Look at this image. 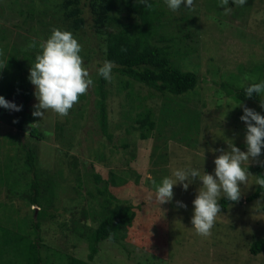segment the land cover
<instances>
[{"label":"rangeland","instance_id":"1","mask_svg":"<svg viewBox=\"0 0 264 264\" xmlns=\"http://www.w3.org/2000/svg\"><path fill=\"white\" fill-rule=\"evenodd\" d=\"M11 1L1 0L0 41H10L15 48L12 53L29 59L30 73L36 55L41 51L40 42L46 40L54 28L64 30L63 24L54 11L50 16L42 15L43 12L40 16H28L26 4L30 0H20L21 4H12ZM49 1L37 0L42 8ZM220 1L194 0L190 8L182 5L179 10H171L177 18L191 15L187 22L179 21L180 28H176L177 20L174 19L169 26L176 34L175 50L179 51L173 55L175 64L194 72L198 83L195 89L181 95L162 94L134 83V89L146 97L144 104L154 110L158 120L149 140L141 139L139 132L127 134V124L115 128L122 117L121 103L125 101L117 94V80L111 81H114L110 95L111 130L116 129L115 143L121 146L127 142V148L102 142L107 139L96 117L93 87L97 70L105 61L106 44L95 31L90 10L85 7L86 25L72 33L82 45L80 54L84 66L94 80L86 91L90 97L76 102L73 105L75 110L70 109L66 116L49 109L41 119L32 115L33 106L38 103L34 95L24 122V139L37 150V167L44 171L41 179L47 180L49 175L56 189V209L50 211L59 214L57 221L67 219L69 225L71 223L66 230L50 217L41 224L42 242L48 246L43 254L46 249L49 251L52 264H69L65 253L87 259L90 252L87 242L73 232L72 213L68 210L72 209L75 215L79 212L77 206H82L85 198L90 199L88 192L92 184L87 180V171L100 173L104 179L114 171L118 184L111 185L110 190L122 203L133 204L137 212V219L126 231V237L100 242V250L92 261L94 264H264V252L253 254L249 250L254 239L264 236V196L249 202L246 200L259 185L260 178L254 172L249 170L247 183L241 184L242 201L231 203L226 211L218 213L210 234L206 236L197 234L191 224L192 202L202 186L199 179L190 184L187 191L182 185H175L173 199L169 202L160 204L155 199L156 184L170 176L173 169L191 165L202 175L204 172L214 174V160L221 150H230L229 144L247 150L246 124L240 120L243 114L242 107L238 106L240 102L264 115L259 101H237L228 95L232 91L228 89L230 87L234 94L243 84L264 80V0H257L250 9ZM32 41L37 45L34 48L28 46ZM3 63L0 53V78L4 72ZM123 91L127 94L129 90ZM85 102L88 105L84 113L79 110V104ZM169 108L175 111L173 116H164ZM14 112L0 108L1 114L8 113L4 114L5 117L0 115V221L6 226L12 223L9 218L13 219V216L9 211L4 217L5 212L1 209L9 208L8 205L13 209L11 200L16 197L9 199L8 203L3 199L8 190L4 160L15 154L13 145L19 133L11 116ZM58 123L64 124L61 132L57 129ZM31 127H36L44 136L39 140L33 137ZM259 165L264 167V149L245 166ZM16 188L23 191L24 183ZM178 201L187 207H180ZM15 202L16 207L20 202L22 212L29 211L27 202L17 198ZM158 217H164L166 229L160 228L162 221ZM160 232L163 235L159 236ZM163 239H166L165 243H162ZM8 256L11 257L8 253L5 258Z\"/></svg>","mask_w":264,"mask_h":264},{"label":"trees","instance_id":"2","mask_svg":"<svg viewBox=\"0 0 264 264\" xmlns=\"http://www.w3.org/2000/svg\"><path fill=\"white\" fill-rule=\"evenodd\" d=\"M225 1L229 5L235 4L234 6H236L237 4L234 3V0ZM256 1L246 0V3L243 6L240 5V8L250 9ZM27 2L28 16H40L41 12L44 16H50L52 15L51 11H54L55 15L57 14V19L63 24L64 30H69L74 34L84 29L87 21L85 7L88 6L95 31L105 39V60L114 62L112 79L105 80L97 73L98 77L93 87L96 95L94 100L96 117L100 130L107 139V141H102L104 144L116 148L129 146L127 142L121 143V146L115 143L117 136L115 128H120L121 125L127 124L125 126L127 134L139 132L140 138L144 140H149L152 132L158 126L154 110L144 104L146 97L141 96L140 92L134 89V83L146 85L148 88H152V91L157 90L162 94L174 95H181L193 90L198 83V77L194 72L185 71L175 64L173 55L178 54L179 51L175 50L176 34L169 26L173 24L174 19L175 22L177 20L176 28L178 26L180 28L179 21L187 22L191 15L175 17L163 0H150L151 7L140 4L139 0H50L43 8L37 0ZM11 3L21 4L20 0H12ZM0 9H2L1 0ZM13 49L15 48L10 41L6 43L0 41V53L4 62V72L0 78V95L4 96L6 100L9 99L23 106L22 110L16 111L12 115L9 114L15 119L19 133L16 135L17 139L13 145L15 154L13 157L6 156L4 160L8 190L3 199L8 203L9 199L16 196L15 198L19 201L27 202L30 209L22 212L21 206H19L20 202L16 207L15 198L11 200L14 203L13 209H10V205H8L9 208L1 209L5 212L3 213L4 217L11 211L13 219L9 218L12 223H8V226L0 221V264H52L49 251L46 249V254H43L48 246L43 244L40 230L44 219L48 217L54 218V221L59 219V214L52 211L53 208L56 209V189L53 180L49 179V175L46 176L48 181L41 179L44 171L37 167V150L24 139V130L26 129L24 122L35 90L28 78L30 74L27 66L30 65L29 59H23L19 53H12ZM115 79L117 80V94L122 95L125 102L120 106L122 117L116 127L111 130L110 95L114 82L111 83V81ZM259 81L261 79L243 84L242 87L234 91V94H232L234 89L230 87L228 89L232 91L228 95H232L237 101L255 100L261 102L260 96L254 93L252 97H247L244 91L248 85ZM127 89L129 91L126 94L123 90ZM89 97L90 93L86 92L79 97L78 101L88 100ZM86 105L88 102L80 103L79 110L85 113ZM0 108L4 107L0 106ZM71 110H75V108L72 107ZM173 112L175 111L169 108L165 111L164 116H173ZM4 114L0 113L2 117H5ZM129 121H133V123L128 124ZM57 129L61 132L64 129V124L58 123ZM30 134L38 140L44 136L36 127H31ZM8 147L10 146L8 145ZM243 147H246L244 143ZM248 170L254 172L258 178L264 177V167L260 165L248 167ZM86 177L92 184L88 192L90 199L85 198L83 205L77 206L79 212L75 215H73L72 209L68 210L72 213L73 232L87 242L90 252L87 259L72 253H65L69 264H94L92 261L100 250V242L103 240L118 241L126 237V231L137 219L135 206L122 203L110 190L111 185L118 184V177L114 171H110L107 179L94 171H87ZM155 180L156 177L152 184ZM23 183L24 188L20 192L16 187ZM261 196H264V187L258 185L256 191L250 194L246 200L253 201ZM240 201H242L241 197L238 201H231L222 196L218 203L221 205V211H226L231 203ZM262 208L264 209V205ZM50 209L52 210L50 211ZM158 218L162 221L160 228L166 229L164 217ZM57 222L63 230L68 229L71 225L67 219ZM23 228L24 230L21 231ZM151 228L153 229V227ZM161 235H163L162 232L159 236ZM165 242L166 239H163L162 243ZM249 250L253 254L264 252V236L254 239ZM8 253L11 257L8 256L6 259L5 255Z\"/></svg>","mask_w":264,"mask_h":264},{"label":"clouds","instance_id":"3","mask_svg":"<svg viewBox=\"0 0 264 264\" xmlns=\"http://www.w3.org/2000/svg\"><path fill=\"white\" fill-rule=\"evenodd\" d=\"M139 3L151 7L150 0H139ZM165 3L170 10L176 11L182 5L184 8H190L194 0H165ZM234 3L243 6L246 0H234ZM28 46L34 48L37 45L32 41ZM39 48L41 51L36 55L28 77L35 86L34 94L38 101L33 106L32 115L42 119L46 111L51 109L60 116H66L79 97L94 84L80 54L82 45L71 31L54 28L51 35L40 42ZM113 67V61L105 60L97 73L110 81ZM244 91L247 97H252L254 93L260 96L261 107L264 108V80L251 83ZM0 106L14 111H20L23 107L6 100L2 95ZM238 106L243 110L240 120L246 124V151L231 143L230 150H221V154L214 160V174L204 172L202 175L198 168L189 165L173 169L170 176L164 177L156 184L155 199L163 204L173 199L175 185H182L187 191L196 179L202 182L192 202L194 210L191 218L192 228L200 235L210 234L217 214L221 212V205L218 203L221 194L231 201L240 199L241 184L247 183L250 174L248 166L245 165L260 156L264 149V115L241 102ZM258 184L264 187V177L258 180ZM177 203L180 207H187L183 202Z\"/></svg>","mask_w":264,"mask_h":264}]
</instances>
